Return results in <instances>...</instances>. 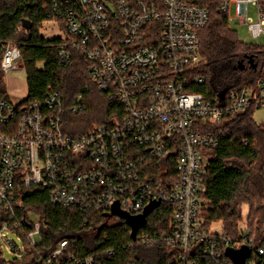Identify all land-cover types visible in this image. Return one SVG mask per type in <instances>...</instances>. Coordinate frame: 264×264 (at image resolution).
I'll return each mask as SVG.
<instances>
[{
	"label": "built area",
	"instance_id": "built-area-1",
	"mask_svg": "<svg viewBox=\"0 0 264 264\" xmlns=\"http://www.w3.org/2000/svg\"><path fill=\"white\" fill-rule=\"evenodd\" d=\"M50 1L51 22L64 33L60 63L71 66L75 53L84 58L92 87L118 103L121 114L85 133L71 134L65 115L84 107V94L70 104L58 94L15 104L0 93V206L10 216L0 227L1 248L6 245L20 260L39 243L41 226L31 219L36 215L22 217L16 209L22 204L16 205L15 192L23 186L46 192L52 206L74 209L83 218H107L116 203L131 216L143 214L152 202L170 203L176 208L174 224L154 236L140 233L142 228L133 241L123 220L112 217L107 223L123 221L130 231V248L163 246L175 255L176 264H233L227 254L238 245L219 227H206L201 218L202 179L211 151L228 135L220 129L226 117L264 111V73L254 87L208 98L193 91L205 83L194 71L202 62L201 32L213 11L231 25L250 21L249 31L257 38L264 34V0ZM251 5L256 22L249 18ZM0 50L3 74L23 67L17 47L0 40ZM171 154L177 162L173 177L152 178L149 160ZM23 222L30 223L32 231L24 233ZM6 232L19 235L22 245ZM244 232L242 244L251 249ZM66 247L63 241L41 257L42 264H109L112 253L81 260L64 256Z\"/></svg>",
	"mask_w": 264,
	"mask_h": 264
},
{
	"label": "trees",
	"instance_id": "trees-1",
	"mask_svg": "<svg viewBox=\"0 0 264 264\" xmlns=\"http://www.w3.org/2000/svg\"><path fill=\"white\" fill-rule=\"evenodd\" d=\"M51 12L50 0H0V40L11 43L21 53L28 87L24 103L42 102L48 94H58L64 95L70 104L84 94V107L76 114L65 115V127L71 134L85 133L95 125L109 123L114 115L121 114V107L92 87L88 62L79 54H74L71 66L60 63L58 49L62 38L42 35L43 25L52 20ZM200 38L202 62L194 75L204 78L205 83L193 91L215 98L223 91L259 83L264 73V46L242 43L226 16L213 11ZM249 59L256 68L250 66ZM2 75L0 68V93L9 99ZM89 86L92 89L87 92ZM220 129L228 135L211 151L202 179L205 204L200 215L206 227H219L238 245L237 250L247 247L242 241L244 231L248 232L246 243L251 245V253L245 264L253 260L264 264V126L257 124L252 112H247L226 117ZM243 140L251 141L252 145L245 146ZM173 155L168 159H150L148 174L157 180L171 179L177 169ZM15 196L16 205L22 204L16 206L20 216L26 217L28 213L37 216L41 226L39 243L22 259L12 261L4 259L0 244V264H42L41 257L52 254L63 241L67 242L64 256L81 260L109 250L112 251L111 258H107L109 264L177 262L175 255L163 246L130 248V231L123 221L109 225L102 214L83 218L74 209L52 206L46 192H31L23 186L17 187ZM245 209L248 217L243 222ZM175 218L174 205L162 203L148 217L140 233L154 236L168 231ZM9 219L0 206V227ZM23 227L24 233L33 229L28 222H23ZM237 250L229 249L227 254L233 264L230 253Z\"/></svg>",
	"mask_w": 264,
	"mask_h": 264
},
{
	"label": "rangeland",
	"instance_id": "rangeland-1",
	"mask_svg": "<svg viewBox=\"0 0 264 264\" xmlns=\"http://www.w3.org/2000/svg\"><path fill=\"white\" fill-rule=\"evenodd\" d=\"M86 1V0H81ZM234 14V12H233ZM249 18L256 22L258 20L257 12L255 11L254 7L250 6L249 11ZM250 21H247L245 24H241L240 22H234L231 27L237 33L240 41L249 46H264V34L260 37L254 38L251 32L249 31V24ZM42 35L46 38H55V37H62L64 35L61 32L60 27L56 22H49L45 23L42 27ZM23 64V60H22ZM3 83L6 88V91L9 95L10 100L13 103H18L28 97V87H27V73L23 67H19L18 69H14L9 71L6 74L2 75ZM254 120L257 122L258 125H264V111L258 110L253 114ZM248 217V209L244 210L243 214V222L246 221ZM31 219L36 222L37 217L31 216ZM114 221H112L113 223ZM111 223V222H110ZM244 223H242L241 227L244 228ZM5 235L8 239L13 240L19 246L22 245L21 239L19 235L13 232H6ZM3 257L7 261H12L14 259V255L9 252L6 245L2 246Z\"/></svg>",
	"mask_w": 264,
	"mask_h": 264
},
{
	"label": "water",
	"instance_id": "water-1",
	"mask_svg": "<svg viewBox=\"0 0 264 264\" xmlns=\"http://www.w3.org/2000/svg\"><path fill=\"white\" fill-rule=\"evenodd\" d=\"M249 64L250 66L254 69L256 68V64H254L252 59H249ZM241 69H244V65L241 66ZM227 91H223L219 96L221 98L224 97ZM160 206V202H152L143 212V214L139 216H131L128 213L124 212L121 210L120 206L118 203H116L112 207V212L107 216V218H112V217H118L121 220L127 224L131 230V238L132 240H136L138 232L146 225L148 217L155 211ZM250 249L248 247H244L241 250L234 251L230 253L233 255V259L235 264H245L246 260L250 256Z\"/></svg>",
	"mask_w": 264,
	"mask_h": 264
}]
</instances>
